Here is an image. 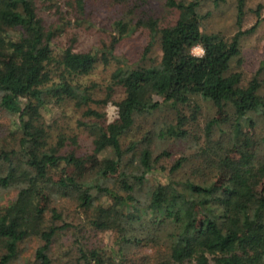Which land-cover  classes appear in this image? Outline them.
<instances>
[{
    "label": "trees",
    "instance_id": "16d2710c",
    "mask_svg": "<svg viewBox=\"0 0 264 264\" xmlns=\"http://www.w3.org/2000/svg\"><path fill=\"white\" fill-rule=\"evenodd\" d=\"M212 2L217 5L225 0ZM200 3L201 0H166L168 8L178 11L174 24L159 27L152 19L144 23L150 33L144 55L158 39L160 60L155 65L139 67L114 53L115 47L136 30L139 23L114 22L108 45L82 53L75 51L72 45L64 48L55 45L56 28H45L37 14L35 0H0V111L14 117L12 122L19 137L16 147H0V189H17L11 202L0 204V264H14L25 251L24 243L30 240L38 245L27 264H52L48 252L53 241L72 225L63 221L59 224L60 214L55 210L45 219L43 212L38 211L37 200L40 191L47 189L50 169L61 164L76 166L82 159L72 152L61 153L67 140L63 136H59L53 146L47 143L42 112L50 101H72L79 108L92 102L107 103L110 94L107 99L95 101L88 87L74 84L70 78L89 75L98 64L107 66L111 62L116 66L110 76L111 84L124 92V98L115 103L117 119L106 126L99 123L83 126L93 136L95 154L105 150L112 153L111 158L100 163L103 178H108L113 169H123L118 189L85 188L74 175L62 170L68 186V192L62 195L74 194L79 207L85 209L92 206L90 191L93 188L110 199V203L99 207L97 216L89 220L97 230L116 228L122 233L117 241L118 251L111 257L113 261L116 257L122 258L123 244L131 240L137 245L148 244L155 248L158 264H264V202L247 183L232 181L226 190L220 191L191 180L175 181L171 177L173 173H169L164 182L155 181L143 204L129 196L134 187L147 182L157 168L164 170L158 164L168 156L162 152L153 157L146 146L135 164L136 173L127 170L130 164L126 165L124 158L135 150L136 144L123 148L121 139L131 130L137 116L152 115L162 103L168 104L174 120L155 135L176 140L187 138L189 130L199 120L201 106L194 99L208 100L220 109L230 108L236 140L242 135L241 122L249 115L261 114L264 124V110L256 107L260 88L257 76L264 71V60L246 86L241 85V74L231 71V62L240 55L241 37L258 27L261 7L255 11L257 22L242 31L246 0H236L238 31L226 38L219 33L202 32L204 17L198 12ZM74 4L77 15H85L86 0H74ZM195 47H200L201 56L192 54ZM84 115L102 117L91 109ZM201 133L203 143L198 156L202 157L203 164L217 170L264 171V135L259 140V153H246L232 162L221 155L222 145L213 140L210 122H206ZM68 140L75 144V139ZM185 161L178 159L170 172L178 170ZM198 209L203 211L199 219L195 213ZM129 230L141 232L140 237H126ZM77 251L78 260L83 264H106L99 250L79 246Z\"/></svg>",
    "mask_w": 264,
    "mask_h": 264
},
{
    "label": "rangeland",
    "instance_id": "374dc122",
    "mask_svg": "<svg viewBox=\"0 0 264 264\" xmlns=\"http://www.w3.org/2000/svg\"><path fill=\"white\" fill-rule=\"evenodd\" d=\"M166 0H129L117 3L114 0H86L85 15H77L74 0H35L38 16L43 20L45 28H56L54 43L58 47L72 45L77 52H89L101 49L111 41L112 24L122 20L131 25L139 26L130 35L126 36L115 47V55L135 66L149 67L160 60V45L156 39L150 51L144 55L145 48L150 43V33L144 25L145 22L155 20L159 27L174 24L178 17V11L170 9L165 4ZM260 10V21L256 30L240 39V55L231 62V71L239 72L242 76L241 85L247 83L259 72L261 62L264 60V0H246L245 15L242 22V31L251 28L258 20L255 11ZM198 12L203 16L201 30L204 33H219L226 38H231L237 31L236 26V0H225L215 5L212 0H201ZM192 54L201 56L200 47L192 49ZM116 66L113 62L107 66L98 64L95 69L86 76H72L74 84L88 87L95 101L107 99L105 104L92 102L86 107H77L72 101H63L50 104L43 110L42 117L47 131V143L53 146L59 136L67 138L62 154L74 153L82 162L74 166L60 165L48 171L49 184L47 189H42L37 200L38 211H42L45 219H48L51 210L60 214L58 223H70L72 227L60 232L53 241L48 252L52 264H83L78 260V247L100 251L106 264H115L125 261L132 264H158L155 248L151 245H137L134 241L123 244L122 258L112 255L118 251V240L122 233L112 228L110 230H97L91 226L90 218L97 216V209L110 203V199L97 193L93 188L92 206L88 209L79 207L75 195L72 193L63 196L68 186L64 181L62 170L75 176L77 182L85 188L97 186L118 189L119 174L123 169L116 168L109 172L108 178H103L99 172L100 163L105 158H111L110 150L100 154L93 152V136L84 127V124L99 123L106 126L117 119L118 103L124 98L123 89L111 84V74ZM260 88L257 92L256 107L264 110V71L257 76ZM113 88L110 92L109 89ZM156 100V98H154ZM201 106V115L197 124L190 129V134L185 139H161L155 133L166 124L174 120V113L168 104L162 103L152 115L137 116L131 130L121 139L123 148L136 144L134 151L124 158V163L129 165L127 170L135 172V164L140 151L146 146L152 152L153 157L165 152L168 154L158 164V170L148 176V181L142 186L134 187L131 196L142 204L147 200L156 180L164 182L165 177L171 174L175 181L191 180L197 184H205L220 191L228 188L232 181L244 182L252 187L256 196L264 202V171L260 169L230 168L217 170L209 164H203L202 157L198 156L200 146L203 143L201 130L206 122L212 124V138L222 145L221 155L232 162H237L246 153H259L260 138L264 135V124L261 114L249 115L241 122L242 135L239 140L233 136L234 117L230 108H217L212 102L202 99H194ZM87 109L102 114L101 118L85 116ZM14 117L4 111H0V147L14 148L18 145L19 137L13 121ZM251 121V123H250ZM254 124L250 125V124ZM68 139H75V144ZM184 158L182 166L170 172L173 164ZM131 161V162H130ZM123 163V164H124ZM122 164V165H123ZM125 167V166H123ZM125 170V169H124ZM68 192V191H67ZM17 193L16 188L8 190L0 189V204L11 202ZM119 193V192H118ZM121 194V193H120ZM203 211H195L197 219ZM139 231L130 230L126 237H140ZM244 241H246L245 236ZM248 241V240H247ZM38 242L27 241L24 243L25 251L14 264H27L29 256ZM143 259V260H142Z\"/></svg>",
    "mask_w": 264,
    "mask_h": 264
}]
</instances>
